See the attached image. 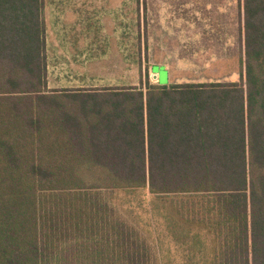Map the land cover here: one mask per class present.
Masks as SVG:
<instances>
[{
    "label": "trees",
    "instance_id": "16d2710c",
    "mask_svg": "<svg viewBox=\"0 0 264 264\" xmlns=\"http://www.w3.org/2000/svg\"><path fill=\"white\" fill-rule=\"evenodd\" d=\"M237 3V81L51 88L45 0H0V264H160L138 189L208 264H264V0Z\"/></svg>",
    "mask_w": 264,
    "mask_h": 264
},
{
    "label": "rangeland",
    "instance_id": "374dc122",
    "mask_svg": "<svg viewBox=\"0 0 264 264\" xmlns=\"http://www.w3.org/2000/svg\"><path fill=\"white\" fill-rule=\"evenodd\" d=\"M146 3L151 4L145 0L137 1L138 33L115 35L121 40L122 48L118 51L117 49L109 50L112 52L109 53L108 61H48L49 86L61 88L138 85L139 60L143 65L148 66L149 78L152 82L156 80L152 67L160 64L168 68L172 83L237 81L239 79L237 0H163L162 3L160 1L154 3L164 6L166 24L183 25L184 31L181 33H170L162 38L165 41L163 47H166V50L162 51L168 53L170 57L181 58L179 61L177 59L147 61L150 51L144 47L150 35L144 32ZM114 19L116 21L117 18ZM120 19L128 24V14H122ZM188 26H193V29L198 32L196 34L185 32L188 31ZM160 36L156 35L157 38ZM154 37L155 35L153 39ZM128 39L131 42L130 53L128 48H123L124 45L128 46ZM134 39H136L137 49L132 46ZM134 52L138 58L137 61H121L124 56H134ZM156 69L159 73L158 83L162 85L168 83L165 66H157ZM149 200L150 195L147 194L146 189H138L134 192L116 191L117 206L129 210L146 232L156 240L160 250V264H208L209 251L206 245H208L209 236L201 230L198 231L197 228L188 230V236H181L177 226L172 231L171 226L162 216V210L154 209ZM195 232L201 234L205 248L197 243Z\"/></svg>",
    "mask_w": 264,
    "mask_h": 264
},
{
    "label": "crops",
    "instance_id": "0c3cea01",
    "mask_svg": "<svg viewBox=\"0 0 264 264\" xmlns=\"http://www.w3.org/2000/svg\"><path fill=\"white\" fill-rule=\"evenodd\" d=\"M137 1L45 0V61H108L110 52L122 48L121 40L115 35L131 33L136 35L138 33ZM145 1L151 3H146V7L144 6L145 13L147 11L144 32L150 35V38L146 39L144 47L150 51L147 61L181 60V58L170 57L168 53L162 51L166 50V47H163L165 41L162 38L170 33H181L184 31L183 25L166 24L164 6L154 4L157 1L162 3L163 0ZM122 14H128V24L120 19ZM114 18H117L116 21ZM188 28V31L185 32L191 34L198 32L193 29V26H188ZM153 35H155L154 39ZM156 35L161 36L157 38ZM129 39L128 46L124 45L123 48H128L130 53L131 42ZM135 40H133L132 46L137 49ZM109 50L112 51L109 52ZM133 55L132 57L124 56L120 60L137 61L136 53L134 52ZM161 65L165 66L168 83H171L168 68L164 64L153 66L152 73L156 75L155 82H158L159 77L156 67Z\"/></svg>",
    "mask_w": 264,
    "mask_h": 264
}]
</instances>
